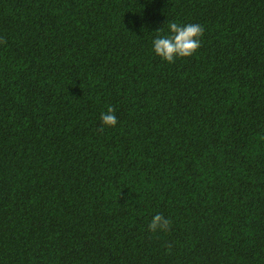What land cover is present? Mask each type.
<instances>
[{"label": "trees", "instance_id": "obj_1", "mask_svg": "<svg viewBox=\"0 0 264 264\" xmlns=\"http://www.w3.org/2000/svg\"><path fill=\"white\" fill-rule=\"evenodd\" d=\"M0 38V264H264V0H0Z\"/></svg>", "mask_w": 264, "mask_h": 264}, {"label": "clouds", "instance_id": "obj_2", "mask_svg": "<svg viewBox=\"0 0 264 264\" xmlns=\"http://www.w3.org/2000/svg\"><path fill=\"white\" fill-rule=\"evenodd\" d=\"M168 28L170 35L158 36L153 41L155 53L168 63H174L177 57H190L202 46L200 38L205 32L202 25L198 23L180 25L170 22ZM0 43H6V40L0 38ZM101 121L104 125L115 127L118 123L115 108L109 106L107 111L101 114ZM100 131H103V128ZM171 223L170 219L157 213L153 216L148 228L152 232H156L158 229L167 231Z\"/></svg>", "mask_w": 264, "mask_h": 264}]
</instances>
